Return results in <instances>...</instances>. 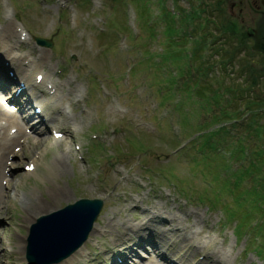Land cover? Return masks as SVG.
I'll return each mask as SVG.
<instances>
[{
    "label": "rangeland",
    "instance_id": "rangeland-1",
    "mask_svg": "<svg viewBox=\"0 0 264 264\" xmlns=\"http://www.w3.org/2000/svg\"><path fill=\"white\" fill-rule=\"evenodd\" d=\"M251 1L260 4L0 0V28L8 21L19 28L20 18L29 31V44L14 50L37 48L34 36L51 40L52 49L42 51L52 78L72 80L80 90L78 104L67 107L69 118L76 116L81 126L76 144L65 143L75 156L58 181L70 195L58 210L80 199L104 201L96 222L104 236L92 243L98 247L90 244L98 252L118 238L106 225L130 218L131 207L125 206L130 200L139 213L155 204L182 216L186 210L190 217L184 225L197 237L191 242L209 253L224 247L228 264H264L258 246L264 243V56L253 52L247 36L257 19ZM231 23L237 25L236 36ZM234 50L236 61L229 63ZM252 75L257 77L253 85ZM25 170L22 165L14 172ZM48 186L32 176L23 189L40 195ZM7 206L0 219L2 260L20 263L8 240L27 234L21 224L26 205L13 199ZM244 212L253 218L242 230L238 222ZM200 254L193 262L202 259ZM146 256L141 251L132 260L139 264Z\"/></svg>",
    "mask_w": 264,
    "mask_h": 264
},
{
    "label": "bare ground",
    "instance_id": "bare-ground-1",
    "mask_svg": "<svg viewBox=\"0 0 264 264\" xmlns=\"http://www.w3.org/2000/svg\"><path fill=\"white\" fill-rule=\"evenodd\" d=\"M19 27L8 21L0 28V219L9 200L22 199L26 210L21 224L26 226L27 234L13 243L11 238L8 240V245L18 254L15 260L20 263L12 262L11 257L8 261L2 260L6 249L0 241V264L28 262L25 254L30 226L40 216L57 211L69 198L68 190L58 181L67 174L70 160L75 156V150L65 143L68 140L76 144L74 135L81 126V120L76 116L69 118L67 112V107L78 104L80 90L72 80L58 83L52 78L49 57L42 47L24 48L22 54L14 50L18 45L26 47L27 44L21 40L23 29ZM50 150L53 157L46 161L45 154ZM11 157H20V161H10ZM22 165L28 168L25 174H16L14 170ZM32 176L48 183V192L39 195L23 189L24 180ZM125 202L126 207H131L130 218H124L120 224L111 219L106 223L109 234L111 227L118 232L109 249L95 250L98 245L92 243H98L99 237L104 236L101 226L96 224L90 235L95 238L90 237L73 255L56 264H138L132 259L141 257V251L147 253L148 259H142L139 264H228L229 254L224 247H216L209 253L191 242L197 237L191 227L184 225L190 217L186 210H181L182 216L155 204L139 209V213L137 205H131L130 200ZM1 226L0 223V238ZM178 239L182 242L175 247ZM91 253L93 257L89 256ZM198 254L202 259L193 262Z\"/></svg>",
    "mask_w": 264,
    "mask_h": 264
},
{
    "label": "water",
    "instance_id": "water-1",
    "mask_svg": "<svg viewBox=\"0 0 264 264\" xmlns=\"http://www.w3.org/2000/svg\"><path fill=\"white\" fill-rule=\"evenodd\" d=\"M253 50L264 55V14L256 24ZM43 46L51 43L38 39ZM104 201L83 199L50 216L42 217L32 227L28 258L33 264L58 263L77 251L88 239L103 209Z\"/></svg>",
    "mask_w": 264,
    "mask_h": 264
},
{
    "label": "trees",
    "instance_id": "trees-1",
    "mask_svg": "<svg viewBox=\"0 0 264 264\" xmlns=\"http://www.w3.org/2000/svg\"><path fill=\"white\" fill-rule=\"evenodd\" d=\"M219 25V24H218ZM231 29H232V31L234 32H231L233 35L235 34V36H236V34H237V25L235 24V23H231ZM226 32L225 33H227V34H229V36H227L226 37V39L227 40H231V38H233V35H231L230 33H228V31L227 30H225ZM229 38V39H228ZM235 53L234 52H232L231 54H230V60H232V59H234V57H235ZM251 71V70H250ZM253 73H254V71H253ZM253 77L251 78V80H252V85L254 84V82L255 81H257V80H255L257 77H255V75H252ZM254 78V79H253ZM254 80V81H253ZM242 204H243V202H239L238 203V206H242ZM259 208V207H258ZM256 210H257V208H255ZM260 209V208H259ZM249 216V215H248ZM246 214H245V212H244V215H243V218H242V222H238V224H239V226H240V228L242 229V230H244L245 228L247 229L248 227H249V225H250V223H248L250 220V218L252 219L253 218V216H250V217H248ZM257 226V225H256ZM254 227L255 229H256V231H257V227ZM240 234V233H239ZM258 246H259V249H260V252H259V254H260V256H262V257H264V243H262V244H258Z\"/></svg>",
    "mask_w": 264,
    "mask_h": 264
},
{
    "label": "flooded vegetation",
    "instance_id": "flooded-vegetation-1",
    "mask_svg": "<svg viewBox=\"0 0 264 264\" xmlns=\"http://www.w3.org/2000/svg\"><path fill=\"white\" fill-rule=\"evenodd\" d=\"M236 4H232V9H235ZM248 7L252 10L253 14L256 15L257 19H259L264 13V0H260V4L257 1H251L248 3ZM240 12H243V9H240ZM257 19L255 24L257 23ZM251 34V33H250Z\"/></svg>",
    "mask_w": 264,
    "mask_h": 264
}]
</instances>
